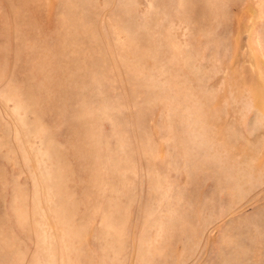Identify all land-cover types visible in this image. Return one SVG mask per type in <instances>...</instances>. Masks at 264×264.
Returning a JSON list of instances; mask_svg holds the SVG:
<instances>
[{
  "label": "rangeland",
  "instance_id": "rangeland-1",
  "mask_svg": "<svg viewBox=\"0 0 264 264\" xmlns=\"http://www.w3.org/2000/svg\"><path fill=\"white\" fill-rule=\"evenodd\" d=\"M0 264H264V0H0Z\"/></svg>",
  "mask_w": 264,
  "mask_h": 264
}]
</instances>
